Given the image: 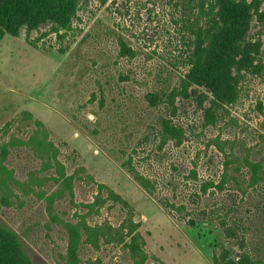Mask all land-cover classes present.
<instances>
[{"label":"rangeland","instance_id":"1","mask_svg":"<svg viewBox=\"0 0 264 264\" xmlns=\"http://www.w3.org/2000/svg\"><path fill=\"white\" fill-rule=\"evenodd\" d=\"M197 2L81 0L71 28L61 36L46 24L0 39V146L42 137L45 129L46 141L56 146L57 159L73 176L72 200L65 193L48 209L46 197L58 188L50 180L54 162L47 166L49 157L32 145L8 150L4 164L15 181L0 190L9 202L0 207V222L18 234L34 264L64 263L63 222L77 221V213L104 228L118 227L131 215L144 240V264H213L220 245L238 257L237 246L219 226L216 215L222 213L246 222L247 240L263 256L264 181L247 186V167L225 165L247 153L264 163V74H246L239 99L214 124L205 123L197 98H176L172 120L184 129L180 144L169 140L159 146L160 120L171 114L165 104L150 106L144 97L178 85ZM249 35L260 39L264 62V22L253 20ZM119 36L135 50L133 58L119 55ZM129 158L152 181V193L122 165ZM225 169L245 192L234 190L232 181L222 190L211 186L202 192L204 183H219ZM98 184L106 186L100 193ZM108 189L127 206L107 199ZM96 196L104 201L85 206ZM132 263L123 243L101 239L94 247L83 238L79 264Z\"/></svg>","mask_w":264,"mask_h":264},{"label":"trees","instance_id":"2","mask_svg":"<svg viewBox=\"0 0 264 264\" xmlns=\"http://www.w3.org/2000/svg\"><path fill=\"white\" fill-rule=\"evenodd\" d=\"M81 0H0V39L8 34L18 37L21 30L27 33L40 29L43 25H50V32L61 36L60 31L71 28ZM263 0H198V15L194 22L188 25L191 35L186 44L188 51L183 59L186 67L176 87L166 93L147 92L144 97L150 106L161 103L169 109L170 116L161 118L159 129V146L162 147L169 140L176 144L182 142L184 129L176 125L172 116L176 114V98L189 99L195 97L202 107L205 123L214 124L218 121L227 105L235 103L240 97L241 83L246 74L262 76L264 62L261 51V41L249 35L251 24L256 20L260 25L264 22ZM119 55L133 58L136 54L127 42L119 36L117 38ZM206 104V105H204ZM258 109L263 112L261 102ZM40 125V122H36ZM264 143V135H262ZM15 144L32 145L41 155L48 156L54 162L55 175L50 177L58 184V188L46 197L47 208L50 209L54 200L62 198L65 193L73 197V176L65 172L63 164L57 159L58 150L51 142L46 141V130H42V137L32 135L28 140L9 141L0 146V190L7 188V183L15 181L12 171L4 164L8 150ZM238 163L247 167L249 182L253 187L264 181V163L262 159L252 160L247 153L242 159L236 157L226 161ZM122 165L147 192L152 193V181L140 174L131 164L130 158ZM238 170V167L236 168ZM234 183V190L245 192L239 180L225 172L216 185L207 182L202 185V192L208 187L223 189L226 182ZM106 188L98 184V193ZM107 199L122 203L127 202L112 190H107ZM96 196L92 203L85 206L92 207L103 202ZM1 205H9L4 195L0 197ZM174 208V205H170ZM229 209L228 211H230ZM204 213V212H203ZM77 221L63 222L67 234L66 254L63 264H79V249L83 238L86 242L97 247L100 240L106 242L123 243L133 257L132 264H144L147 254L143 250L144 240L136 230L138 223L127 216L118 227L102 225L91 226L85 219V214L77 213ZM219 226L224 236L238 248V257L233 258L231 247L220 245L219 251L212 254L213 264H264V253L260 257L259 249L247 240V226L244 220L236 215L226 219L227 213L217 214ZM194 226V220L188 221ZM128 238V241H126ZM0 264H34L25 252L18 234L0 222Z\"/></svg>","mask_w":264,"mask_h":264}]
</instances>
